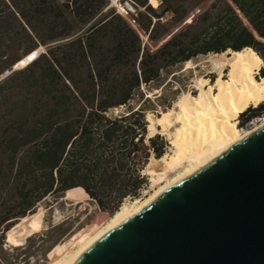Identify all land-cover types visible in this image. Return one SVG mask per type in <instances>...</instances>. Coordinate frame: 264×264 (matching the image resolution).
I'll return each instance as SVG.
<instances>
[{
    "label": "trees",
    "instance_id": "trees-1",
    "mask_svg": "<svg viewBox=\"0 0 264 264\" xmlns=\"http://www.w3.org/2000/svg\"><path fill=\"white\" fill-rule=\"evenodd\" d=\"M10 35L29 45L8 57L0 42V75L42 49L0 78V247L49 194L80 187L110 215L139 197L167 146L147 136L143 104L176 67L248 47L264 75V0H0V40ZM262 113L264 101L238 116Z\"/></svg>",
    "mask_w": 264,
    "mask_h": 264
},
{
    "label": "water",
    "instance_id": "water-1",
    "mask_svg": "<svg viewBox=\"0 0 264 264\" xmlns=\"http://www.w3.org/2000/svg\"><path fill=\"white\" fill-rule=\"evenodd\" d=\"M75 264H264V125L105 233Z\"/></svg>",
    "mask_w": 264,
    "mask_h": 264
},
{
    "label": "bare ground",
    "instance_id": "bare-ground-1",
    "mask_svg": "<svg viewBox=\"0 0 264 264\" xmlns=\"http://www.w3.org/2000/svg\"><path fill=\"white\" fill-rule=\"evenodd\" d=\"M38 51L25 56L20 61V65L23 66L33 60ZM189 61L190 59L185 63L189 64ZM203 62H207L208 73L211 74L196 76L190 89L180 92V96L173 100L172 108L162 111L160 117L155 120L161 130L170 135L172 145L170 153L166 152L158 158L151 155L148 159V164L151 161L161 162V170L154 173L163 183L143 200L134 198L130 202H123L108 217L104 226L87 232L83 239L75 237L64 244L56 245L51 251V264H75L79 257L105 233L138 213L167 188L192 175L232 144L264 125L263 116L258 124L244 130L242 134L237 135L235 131V120L239 113L249 106L254 107L264 101V75L257 76L261 66L260 58L251 49L245 47L206 56ZM210 76H214L212 82H209ZM156 106L159 107L157 104ZM147 121L152 119L147 118ZM145 169L147 171V168L142 171ZM148 172L153 171L148 169ZM168 173L171 175L168 176ZM73 189L83 191L82 188L77 187L67 190L66 194ZM41 227L39 211L21 218L13 225L8 231V239L14 244H21L27 236Z\"/></svg>",
    "mask_w": 264,
    "mask_h": 264
},
{
    "label": "rangeland",
    "instance_id": "rangeland-1",
    "mask_svg": "<svg viewBox=\"0 0 264 264\" xmlns=\"http://www.w3.org/2000/svg\"><path fill=\"white\" fill-rule=\"evenodd\" d=\"M150 2L152 4H156V0H150ZM0 42L8 45L6 48V55L8 57H11L14 54H21L28 48L29 45L26 41H18L13 39V35L0 40ZM38 48H41V46ZM206 56H213V54L209 53L205 55H199L189 61L190 65L184 63L176 67L173 69L174 71L172 73L166 75V81L164 85L155 87L152 89V91H149L146 94L149 101L143 104V108L145 109V118L146 121L147 118L152 119V121L147 122L150 125V131H148L146 127L147 136H152L154 134H159L162 136L167 143L164 153L171 152L170 148H172V145L170 143V135L165 131L163 132L161 127L155 123V120L156 118L160 117L162 111L172 108V102L177 96H180V92H186L188 89H190V85L195 80L196 76L200 74H211L210 72L208 73L209 70L207 68V62H203ZM30 62L31 61L28 63ZM28 63L22 66L20 65V61H18L14 64V66L12 65L14 67L13 70H19L25 67ZM35 69L36 66H33L32 70ZM3 76L4 74L0 75V78ZM257 76H261L260 71H258ZM21 77L22 75L16 74L8 82L9 90L13 97L18 94L20 85H22ZM213 79L214 76H210L209 82H212ZM192 94L194 95L195 92ZM12 99L15 101L14 98ZM156 104L159 107H157ZM263 116L264 113L256 118H253L251 121H247L246 123H242V120L239 118V116H237L235 120V131L237 135L242 134L244 130L253 128L255 124L260 122ZM148 162L149 160L145 164L146 167L144 166V168H147V171L145 169L141 172L146 176V185L142 188L139 197H137L139 200H143L144 198L148 197L153 192V190L163 183L157 179L155 176L157 174L154 173V171L158 172L161 170V162L151 161L149 164ZM148 169L152 170L153 172H148ZM169 175H171V173H168V176ZM66 191L57 195L49 194L36 203L33 212H31L30 215L40 211L42 227L27 236L30 237V241L27 242L26 237L23 243L15 245L8 239V231L20 220V218L15 220L13 225L4 232V241L0 248L5 253V258L0 257V264H51V251L56 245L64 244L75 237L83 239L84 234L87 232L93 231L96 227H102L105 225V222L107 221L110 214L101 210L84 191L73 189L69 194H66ZM132 200H134V198H125L123 202H130ZM43 224L46 226H43Z\"/></svg>",
    "mask_w": 264,
    "mask_h": 264
}]
</instances>
